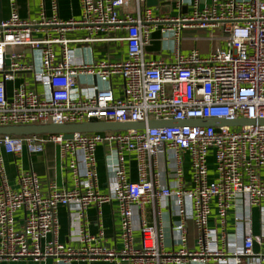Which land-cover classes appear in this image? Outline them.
Listing matches in <instances>:
<instances>
[{
  "label": "built area",
  "instance_id": "2783aa9c",
  "mask_svg": "<svg viewBox=\"0 0 264 264\" xmlns=\"http://www.w3.org/2000/svg\"><path fill=\"white\" fill-rule=\"evenodd\" d=\"M8 1L10 15L0 21V127L81 124L93 119L145 127L75 133L68 140L60 134L0 135V262L50 258L57 264L73 260L245 264L244 259L255 258V264H264V252H253L246 217L234 219L235 228L243 232L240 246H234L226 231L236 198L243 199L247 210L264 206V125L147 126L151 121L264 120V0H212L202 6V0H169L178 12L165 16L153 14L145 0H78L81 16L66 21L58 17L57 0H50V16L44 0H39L42 9L31 21L20 17L17 0ZM182 7L185 13L180 12ZM158 26L162 39L175 45L170 61L145 56L149 35ZM187 28L215 30L223 47L206 56L197 50L181 54L180 31ZM79 31L85 34L67 37ZM106 42L125 43L124 57L85 58L88 48ZM22 74L30 82L8 89ZM30 83L46 94H39ZM47 145L57 149L71 187L54 181L43 187L32 169L19 168L12 185L1 152L16 159L23 151L42 154ZM98 147L105 150V170L113 179L107 193L97 189ZM167 152L174 161L173 188L160 185L157 171L158 158ZM181 153L190 162L187 186ZM127 159L134 163V181ZM162 199L172 202L176 216L172 226L176 250L164 247ZM104 204H115L119 249L101 244V229L95 236L85 229L88 208ZM145 206L152 208L151 222L143 219ZM60 207L70 210L71 241L77 247L57 240ZM213 212L217 230L210 228ZM187 221L197 232L194 249L187 246ZM135 230L139 247L134 246Z\"/></svg>",
  "mask_w": 264,
  "mask_h": 264
},
{
  "label": "crops",
  "instance_id": "0c3cea01",
  "mask_svg": "<svg viewBox=\"0 0 264 264\" xmlns=\"http://www.w3.org/2000/svg\"><path fill=\"white\" fill-rule=\"evenodd\" d=\"M212 0H202L201 6L203 4H209ZM169 0H158V6L150 7L153 14L165 16L173 15L178 12V9L172 4ZM19 15L22 19L26 20H35L38 18L40 10L42 9L39 0H17ZM58 5V17L61 20H70L78 19L81 16V9L78 0H57ZM146 5V4H145ZM44 10L46 16L51 15L50 0H44ZM181 13H185V7H182L180 10ZM10 15V7L8 0H0V21L6 20ZM204 31L207 32L206 37H201L198 33ZM85 32L79 31L71 34H67L69 39L74 37H80L84 35ZM117 35L122 36L123 33H118ZM214 38H211V37ZM219 36L218 32L210 29H196V28H187L180 31V40L177 45L178 51L181 54H188L192 50H197L200 55L206 56L211 51L217 47H223L222 42H220L217 37ZM208 43L207 46L203 48L199 45L200 42ZM175 48V45L171 41H164L160 33V26L155 29L149 35L148 44L144 47V53L147 59L150 60H165L170 61L173 59L172 49ZM90 52L85 51V58L89 59H116L124 57L125 54V43L123 42H106L98 43L88 48ZM30 78L26 77V74L19 75L16 78L15 82L10 83L8 89L12 88L15 85L22 83H29ZM30 86L33 87L39 94H46L44 90L39 85H34L30 83ZM83 92H89L85 90L84 87H81ZM104 149L98 147L96 149V170H97V189L100 193H107L109 187L111 186L113 179L109 176L105 170L104 163ZM5 162L6 175L9 182L12 185H15L16 172L19 169L30 170L32 169L34 173L40 178L43 187L54 181L59 186H68L71 187L72 183L70 182V174L66 173L60 165L57 149L52 145H47L44 149V152L39 155H28L26 151H23L21 156L14 159L11 154L8 152H1ZM182 167L184 172L183 182L185 186L189 184V174H190V162L189 158L185 153H181ZM210 164V175L213 176L212 171V160H209ZM127 168L129 169V178L134 181L136 180L135 167L134 163L127 159ZM157 171L159 173V182L162 186H167L173 188L175 186V180L173 177L174 174V161L171 153H166L162 155L157 160ZM161 210V226L163 229L164 235V247L167 251L178 249L177 238L172 230V226L176 221L175 213L172 209V202L167 199H162L160 202ZM264 206L262 207H253L247 210L243 204V199L238 197L235 200L234 207L230 210L227 215V225L226 231L229 235L231 241L234 242V246L238 247L241 245L242 240V231L235 228L236 217L244 216L246 217L245 229L250 231L254 240L253 252L256 254L264 252ZM70 210L66 207H60L57 210L58 217V236L57 240L59 243L69 245L71 247H77L78 244L73 242V237L71 235L72 226L69 216ZM143 219L147 222L153 220V212L151 206H145L144 208ZM214 212L210 219V228H215ZM18 218L22 217V212H18ZM242 220V219H241ZM139 221V215L135 212L133 217V224L136 228V225ZM243 221V220H242ZM119 222L120 219L115 212V204H104L98 209L94 206L88 208L85 213V229L86 231L95 236L98 234V231L101 229L103 236L101 237V244L114 249H119L122 245L119 238ZM187 228V246L190 249L195 248V239L197 232L193 222H186ZM134 246L139 247V236L137 231H134ZM217 247L218 244H217ZM256 259L249 258L244 259L245 264H255ZM0 264H57L53 259H46L42 262H33L31 260H18L13 262H0ZM59 264H115L111 261H84V260H73L68 263H59ZM125 264V263H119ZM206 264H217L212 261L207 262Z\"/></svg>",
  "mask_w": 264,
  "mask_h": 264
},
{
  "label": "water",
  "instance_id": "95a60500",
  "mask_svg": "<svg viewBox=\"0 0 264 264\" xmlns=\"http://www.w3.org/2000/svg\"><path fill=\"white\" fill-rule=\"evenodd\" d=\"M169 3V2H166ZM147 7L158 6V0H145ZM262 124L264 125V120L260 121H250V120H236L233 122L208 119V120H190L186 122H156L151 121L147 124L148 127H170V126H180L184 124L192 126H213L220 127L226 126L230 128L241 127L245 125ZM145 125L143 123H114V122H100L95 119L89 120L88 122L81 124H46V125H13V126H1L0 135L2 136H12V137H27L32 135H52L60 134L63 135L65 140L71 139L72 135L75 133H100L106 131H128L143 130Z\"/></svg>",
  "mask_w": 264,
  "mask_h": 264
},
{
  "label": "rangeland",
  "instance_id": "374dc122",
  "mask_svg": "<svg viewBox=\"0 0 264 264\" xmlns=\"http://www.w3.org/2000/svg\"><path fill=\"white\" fill-rule=\"evenodd\" d=\"M198 34L201 35V37H206L208 35L207 32H204V31H201ZM199 45H201V47L203 48L204 46H207L208 43L202 41V42L199 43Z\"/></svg>",
  "mask_w": 264,
  "mask_h": 264
}]
</instances>
